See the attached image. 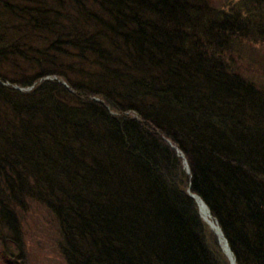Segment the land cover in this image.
<instances>
[{
    "label": "trees",
    "instance_id": "1",
    "mask_svg": "<svg viewBox=\"0 0 264 264\" xmlns=\"http://www.w3.org/2000/svg\"><path fill=\"white\" fill-rule=\"evenodd\" d=\"M189 188L264 264V0H0L6 264H230Z\"/></svg>",
    "mask_w": 264,
    "mask_h": 264
},
{
    "label": "rangeland",
    "instance_id": "2",
    "mask_svg": "<svg viewBox=\"0 0 264 264\" xmlns=\"http://www.w3.org/2000/svg\"><path fill=\"white\" fill-rule=\"evenodd\" d=\"M46 262L45 264H61L60 259H58V257L54 254V253H47L46 254Z\"/></svg>",
    "mask_w": 264,
    "mask_h": 264
},
{
    "label": "water",
    "instance_id": "3",
    "mask_svg": "<svg viewBox=\"0 0 264 264\" xmlns=\"http://www.w3.org/2000/svg\"><path fill=\"white\" fill-rule=\"evenodd\" d=\"M195 197H196V199H197V201H198V204H199V207H200V211H201V213H209L210 212V210L208 209V207H207V205L204 203V201L201 199V197L200 196H198V195H195Z\"/></svg>",
    "mask_w": 264,
    "mask_h": 264
},
{
    "label": "bare ground",
    "instance_id": "4",
    "mask_svg": "<svg viewBox=\"0 0 264 264\" xmlns=\"http://www.w3.org/2000/svg\"><path fill=\"white\" fill-rule=\"evenodd\" d=\"M175 149H176V151H177V153L181 156V155H183L184 153L176 146L175 147ZM204 214H206V213H204ZM206 218L207 219H209V215L207 214V216H206ZM220 245V244H219Z\"/></svg>",
    "mask_w": 264,
    "mask_h": 264
}]
</instances>
